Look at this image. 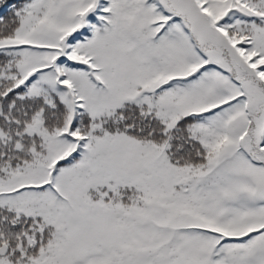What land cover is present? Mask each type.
<instances>
[{
	"label": "snow or ice",
	"instance_id": "obj_1",
	"mask_svg": "<svg viewBox=\"0 0 264 264\" xmlns=\"http://www.w3.org/2000/svg\"><path fill=\"white\" fill-rule=\"evenodd\" d=\"M0 264H264V0H0Z\"/></svg>",
	"mask_w": 264,
	"mask_h": 264
}]
</instances>
